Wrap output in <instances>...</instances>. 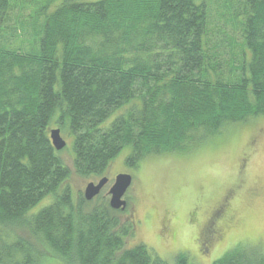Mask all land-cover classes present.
Masks as SVG:
<instances>
[{
	"label": "trees",
	"instance_id": "16d2710c",
	"mask_svg": "<svg viewBox=\"0 0 264 264\" xmlns=\"http://www.w3.org/2000/svg\"><path fill=\"white\" fill-rule=\"evenodd\" d=\"M263 118L264 0H0V264H167L125 248L134 225L103 193L56 195L69 170L51 130L101 179L125 148L135 169ZM247 249L212 264H264Z\"/></svg>",
	"mask_w": 264,
	"mask_h": 264
},
{
	"label": "rangeland",
	"instance_id": "374dc122",
	"mask_svg": "<svg viewBox=\"0 0 264 264\" xmlns=\"http://www.w3.org/2000/svg\"><path fill=\"white\" fill-rule=\"evenodd\" d=\"M210 23L219 34L221 30L232 35L212 13ZM62 138L66 147L58 156L69 177L56 195L66 188L76 202L89 183L100 179L74 173L67 151L71 139L66 133ZM127 156L129 148L109 164L103 178L110 181L101 192L109 206L108 190L115 177H132L122 197L126 208L118 210L122 222L134 225L123 241L126 249L143 245L167 264H175L182 256L187 264H212L247 248L264 254V118L230 124L190 153L147 157L135 169L126 167ZM51 200L46 197L29 214ZM17 233L22 235L20 230ZM42 264L66 263L48 258Z\"/></svg>",
	"mask_w": 264,
	"mask_h": 264
},
{
	"label": "water",
	"instance_id": "95a60500",
	"mask_svg": "<svg viewBox=\"0 0 264 264\" xmlns=\"http://www.w3.org/2000/svg\"><path fill=\"white\" fill-rule=\"evenodd\" d=\"M50 141L57 151L62 150L66 146V143L60 136V131L58 129L50 131ZM107 183V178H101L96 184L89 183L83 191V198L86 201L93 200L102 192ZM131 183L132 177L128 174H119L115 177L113 184L108 190V196L110 198L109 207L111 209L123 211L126 208L127 204L122 200V197L128 191Z\"/></svg>",
	"mask_w": 264,
	"mask_h": 264
},
{
	"label": "flooded vegetation",
	"instance_id": "af4514ba",
	"mask_svg": "<svg viewBox=\"0 0 264 264\" xmlns=\"http://www.w3.org/2000/svg\"><path fill=\"white\" fill-rule=\"evenodd\" d=\"M103 178V177H102ZM109 181H110V179H108V183H109ZM108 183H107V185H108Z\"/></svg>",
	"mask_w": 264,
	"mask_h": 264
}]
</instances>
